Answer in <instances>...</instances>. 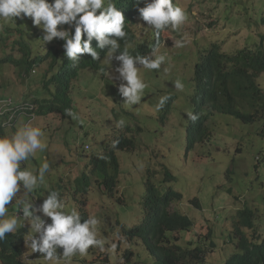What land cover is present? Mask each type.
Segmentation results:
<instances>
[{
    "label": "clouds",
    "instance_id": "clouds-1",
    "mask_svg": "<svg viewBox=\"0 0 264 264\" xmlns=\"http://www.w3.org/2000/svg\"><path fill=\"white\" fill-rule=\"evenodd\" d=\"M207 1L0 0V64L7 66L0 70V77L10 75L11 69L18 71L14 72L12 80L0 81V90L11 95L0 96V264H69V258L71 263L111 264L115 256L109 254L110 250H104L108 239L113 238L110 248L114 250L120 249L124 242L122 232L117 235L111 224L112 205L124 202L120 197L127 185H133L139 192L138 214L127 231V238L143 249L145 244L140 235L133 233L144 219L142 204L146 199L160 200L172 188L169 183L174 175L170 172L173 178L165 177L164 170V176H161L160 169H148L144 189L138 181H130V165H124L122 169L116 154L118 150L135 148L134 130L123 121L117 120L113 124L108 121L110 128L99 141L101 147L93 149L89 142H81L79 126L72 119L76 111L73 104L75 101L81 107L85 97L79 93L75 82L82 70H96L112 62L109 97L116 103L125 105L127 99L129 104H136L144 98L143 90L147 87L144 75H138V67L144 72L163 69L168 78V68L172 66L178 75L189 73L188 90L183 89L184 84L179 80L174 81L177 89L172 87L173 94L159 97L156 111L161 112L163 122L167 121L172 104L182 96L191 106L189 113L184 108L181 110L186 125L190 119L196 120L197 132L207 131L210 119L216 117V113L224 114L209 107V88L218 77L222 62L204 57L212 50L219 55L223 52L234 55L245 47L262 46L264 50V10L255 21L262 25L259 40L252 46L222 47L220 36L225 35L222 33L227 34L231 28L242 30L243 23L247 22L238 8L232 9L236 6L229 0L213 7L214 12L203 21L213 22L222 10L223 22L220 24V19H215L221 29L211 24V32L205 39L197 38L201 27L194 17L196 7ZM11 21L34 29L43 45L33 43V37L22 34L21 29L7 27ZM145 28L149 33L143 37ZM128 30L130 38H127ZM188 36L193 38L192 44H188ZM174 39L178 49L170 54L168 64L163 56L167 54L160 47ZM157 54L163 55L149 59ZM177 54L192 56V72L189 66H174L172 61ZM31 75H40L41 79ZM193 92L194 104L191 102ZM69 102L71 105L67 108ZM135 125L137 130H143L139 123ZM128 139L134 142V147H121ZM190 150L186 144V152ZM83 153L90 154V158L81 171ZM55 158L61 159L63 166L57 168ZM88 171L95 174L99 186L102 185L97 196ZM57 184L65 191L61 199L56 192ZM101 204L104 207L101 208ZM244 206L241 202L236 210ZM95 207L102 213L107 212L111 225L105 222L104 234L99 215L91 211ZM204 220L211 221L206 217ZM211 222L205 225L199 221L192 227L199 226L202 232L192 234L199 243L207 242L205 237L211 238L205 246V259L196 264H212L222 256L216 227ZM114 226L118 228L117 221ZM60 249L64 256L59 253ZM126 251L132 252L127 259L123 257ZM125 252L116 255L124 260L122 264H144L136 258L138 249L126 247ZM223 253L225 256L230 254L229 251ZM89 256L93 257L86 263ZM58 258L64 260L57 262ZM153 261L155 263V259Z\"/></svg>",
    "mask_w": 264,
    "mask_h": 264
},
{
    "label": "rangeland",
    "instance_id": "rangeland-1",
    "mask_svg": "<svg viewBox=\"0 0 264 264\" xmlns=\"http://www.w3.org/2000/svg\"><path fill=\"white\" fill-rule=\"evenodd\" d=\"M224 0H208L205 4L196 7V17L199 20V34L197 38L205 39L207 33L211 32V24L221 29L224 13L222 10L217 13L213 22L208 20L207 15L213 13V7L219 5ZM196 2V0H194ZM193 2V3H194ZM228 2V0H227ZM232 5L238 8L239 13L247 22L243 23L244 28L237 31V28H231L230 32H219L221 45L224 49L241 48L242 46H252L255 40H259L261 34L260 21L258 15L264 10V0H229ZM221 8H218L220 10ZM220 19V24L215 20ZM234 26L235 22L232 23ZM11 29H21L22 34L31 35L32 42L43 45L36 37V31L26 24L18 21H11L7 24ZM149 33L145 28L143 37ZM193 38L187 37L188 44H192ZM218 40V39H216ZM187 44V45H188ZM45 47L43 46V50ZM178 49L174 40H167L160 50L167 55L157 54L150 56L149 59L163 55L166 62L170 64V54ZM174 66H189L193 71V59L187 55L180 54L172 61ZM6 64H0V70L6 68ZM113 63L109 62L96 70L84 69L80 72V78L75 82L78 84L79 93L85 98L82 106L79 107L74 101L73 108L76 109L72 119L79 126L81 142L87 141L93 149L101 147L100 139L103 137L107 128H110L108 121H123L124 124L130 125L134 130V150H118L116 152L118 161L124 169V165H130V181L137 182L144 189L145 171L148 169H160L161 176H164L163 167L166 166L174 175L173 181L169 184L182 194L181 205H171V209H180L182 213L187 214L193 221H199L205 225L212 224L213 221L219 240L218 245L225 241L226 248L230 252L233 249L231 218L236 208L242 204L252 209H257L260 213L259 223L264 228V120H258L252 124L244 123L235 116L216 113L214 118L207 126V139L195 144L193 149L186 152V119L182 115V109L191 110L189 103L181 96L172 104L171 113L167 121L163 122L161 112H157L159 97L166 93H174V81L179 80L184 84L186 91L189 87V73L178 75L174 67L168 68L169 77L165 72L158 69H148L146 72L139 66L138 75H144L143 81L147 87L143 90L144 98L136 104H129L128 100L124 103L114 102L108 91L111 90L112 79L111 70ZM186 69V68H185ZM16 69H11V74L0 77V81L8 82L13 79ZM1 73V71H0ZM40 78V75H31ZM41 79V78H40ZM259 82L264 89V75L260 76ZM99 89V92L97 90ZM43 90V88L41 87ZM182 91V90H179ZM38 89H36V93ZM0 96H11L9 93H3L0 90ZM74 98V94L72 93ZM14 97V96H13ZM167 101V100H166ZM165 101V102H166ZM136 123H139L143 130L136 129ZM89 133V135H86ZM91 153V152H90ZM83 166L89 160L90 154L83 153ZM157 160V161H156ZM157 162V163H156ZM151 163V164H149ZM86 171V170H85ZM92 180V187L96 189L95 196L100 193L102 185L96 180V175L88 171ZM128 177L129 173L124 172ZM120 198L124 202L112 205L111 224L116 230V234L122 232L124 240L120 249L110 248L113 238L108 239V245L104 250L115 258L111 264H122L123 259L117 257V254H124L126 247L133 250L138 249V256L144 264H153L154 259L148 253L146 247L137 248L134 241H129L127 231L134 224V219L138 214L136 208L139 192L133 185H127L121 193ZM194 198L198 201V206L191 202ZM186 199V201H184ZM104 205L101 204V208ZM97 213L102 222V234L106 224H110L105 211L102 213L100 208L91 210ZM211 221H206L204 218ZM118 222L117 226H114ZM110 224V225H111ZM122 226V227H121ZM218 250V249H217ZM59 253L63 255V250ZM59 257V256H57ZM93 256L86 258V263ZM226 256L222 255L217 259L219 264L225 262ZM64 260L58 258L57 262ZM136 260V259H135ZM69 264L71 263L69 258ZM213 261L212 264H217ZM128 264V263H126ZM137 264V263H134Z\"/></svg>",
    "mask_w": 264,
    "mask_h": 264
},
{
    "label": "trees",
    "instance_id": "trees-1",
    "mask_svg": "<svg viewBox=\"0 0 264 264\" xmlns=\"http://www.w3.org/2000/svg\"><path fill=\"white\" fill-rule=\"evenodd\" d=\"M130 33L128 30L127 38L131 37ZM204 59L222 62L220 73L209 88L211 94L209 107L221 113L235 116L244 123L264 120V89L259 82L260 75L264 73L262 46L245 47L236 51L234 55L225 52L219 55L216 50H212ZM191 102L192 104L195 102L194 92L191 95ZM67 104L68 102L65 103V105ZM70 105L71 102L67 108ZM184 111L190 112L186 109ZM195 122L196 120L190 119V122L185 126L189 150L190 147L192 148L207 138L206 129L197 132ZM122 144L124 145L121 147H134V142L129 139ZM109 154L112 155V153ZM55 160L57 168L59 165L63 166L60 164L61 159L55 158ZM163 170L165 177H172L167 167ZM148 181L151 180L148 178ZM174 191L169 188L160 200H145L142 204L144 219L137 228L135 227L133 233L137 236L140 235L142 242L155 259L154 264H196L205 259V246L209 244L211 238L205 237L208 241L199 243L192 236L195 231L202 233L199 226L193 229L194 223L188 215L178 209L171 211L169 207L172 202L179 204L182 200V194ZM56 192L59 194V199L65 195L61 184H57ZM190 201L198 206L196 200ZM259 217V211L249 206L236 210L232 215L233 249L229 256H226L224 264H264V228L259 223ZM226 243L225 241L219 246L222 255H224L223 252L228 251ZM131 254L132 252L126 251L123 257L127 259Z\"/></svg>",
    "mask_w": 264,
    "mask_h": 264
}]
</instances>
